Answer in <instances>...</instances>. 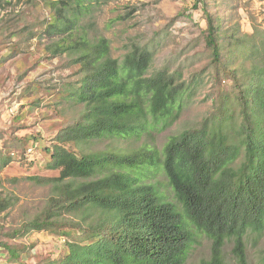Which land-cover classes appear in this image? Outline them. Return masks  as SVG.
<instances>
[{
    "label": "trees",
    "instance_id": "obj_1",
    "mask_svg": "<svg viewBox=\"0 0 264 264\" xmlns=\"http://www.w3.org/2000/svg\"><path fill=\"white\" fill-rule=\"evenodd\" d=\"M199 3L206 16L205 44L218 67L215 79L219 85L227 79L232 90L218 86L212 110L198 126L168 136L161 147L143 143L130 151L77 153L66 143L129 140L170 124L191 84L179 69L164 66L148 74L153 53L146 47L135 44L122 60L113 57L109 39L90 34L96 23L80 24L95 0L50 1L55 13L46 31L60 37L46 50L49 57L68 55V65H78L79 78L67 98L83 112L55 137L49 168L59 175L41 179L52 183L54 193L43 217L27 224L56 228L57 218L68 214L77 219V234L59 231L62 254L35 264H185L197 235L211 240L210 257L200 264H226L227 242L235 260L247 264L246 238L264 230V39L255 31L244 34L243 42L226 44V57L220 26L203 0H195L194 8ZM35 142L33 137L31 146ZM160 172L162 184L146 179ZM5 206L0 197V209ZM3 249L20 258L14 247L4 243Z\"/></svg>",
    "mask_w": 264,
    "mask_h": 264
},
{
    "label": "rangeland",
    "instance_id": "obj_2",
    "mask_svg": "<svg viewBox=\"0 0 264 264\" xmlns=\"http://www.w3.org/2000/svg\"><path fill=\"white\" fill-rule=\"evenodd\" d=\"M6 1L0 8V197L6 200L5 208L0 209V264H35L62 254V239L56 236L59 231L77 234V219L68 214L57 218L56 228L32 229L27 223L43 217L54 193L52 183L41 179L59 175V170L49 168L55 137L83 112L81 104L67 98L68 88L79 78V67L68 65V55L48 56L47 45L60 37L55 30L46 31L55 13L50 6L54 0ZM194 1L95 0V6L79 17L80 24L96 23L89 32L109 39L113 57L122 60L135 44L146 47L153 53L148 74L164 66L170 71L179 69L191 86L179 117L170 124L157 125L129 140L68 142L70 150L130 151L143 143L161 147L168 136L198 126L211 112L218 86L232 90L227 79L220 85L215 79L218 67L211 62L204 39L206 16L200 3L194 8ZM203 1L220 26L226 57V44L234 47L244 41V34L255 31L257 38L264 39V0ZM193 82H197L195 88ZM33 137L35 148L28 153ZM146 179L165 181L161 172ZM165 189L173 199L170 189ZM254 236L246 238L247 264H264V230L256 239ZM4 243L16 249L18 260L9 257ZM232 246L227 242L223 247L225 262L239 264ZM210 251L211 240L197 235L185 264H200L209 259Z\"/></svg>",
    "mask_w": 264,
    "mask_h": 264
},
{
    "label": "built area",
    "instance_id": "obj_3",
    "mask_svg": "<svg viewBox=\"0 0 264 264\" xmlns=\"http://www.w3.org/2000/svg\"><path fill=\"white\" fill-rule=\"evenodd\" d=\"M34 148H35V145H34V146H30V147H28V148H27V152L29 153V152L33 151Z\"/></svg>",
    "mask_w": 264,
    "mask_h": 264
}]
</instances>
